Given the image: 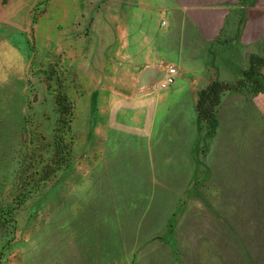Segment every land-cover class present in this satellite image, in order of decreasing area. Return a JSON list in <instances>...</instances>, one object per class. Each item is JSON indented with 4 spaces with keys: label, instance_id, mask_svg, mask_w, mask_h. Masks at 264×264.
I'll list each match as a JSON object with an SVG mask.
<instances>
[{
    "label": "rangeland",
    "instance_id": "374dc122",
    "mask_svg": "<svg viewBox=\"0 0 264 264\" xmlns=\"http://www.w3.org/2000/svg\"><path fill=\"white\" fill-rule=\"evenodd\" d=\"M80 3L0 0V264H264V65L208 125L215 76L143 91Z\"/></svg>",
    "mask_w": 264,
    "mask_h": 264
},
{
    "label": "crops",
    "instance_id": "0c3cea01",
    "mask_svg": "<svg viewBox=\"0 0 264 264\" xmlns=\"http://www.w3.org/2000/svg\"><path fill=\"white\" fill-rule=\"evenodd\" d=\"M91 1L80 0L77 15L90 16ZM98 8L103 47L117 49L113 72L139 85L161 80L168 65L178 70L174 84L233 83L250 56L264 59V8L254 0H100Z\"/></svg>",
    "mask_w": 264,
    "mask_h": 264
},
{
    "label": "trees",
    "instance_id": "16d2710c",
    "mask_svg": "<svg viewBox=\"0 0 264 264\" xmlns=\"http://www.w3.org/2000/svg\"><path fill=\"white\" fill-rule=\"evenodd\" d=\"M264 64V60L257 56H250L248 59L247 69L243 72L242 80L236 82L235 84H227L219 82L217 80L211 81L204 89H202L197 97V102L195 105V110L198 119L206 124H212L215 116V109L219 106L221 96L228 91L238 90L253 80L256 75V70ZM31 138V134H29ZM59 138V139H58ZM57 139L62 143L61 137ZM26 162L24 161L16 174L15 182L23 183L24 174H26ZM20 193L17 195V201L15 205H0V240H2L7 247L13 239V233L16 230V211L23 206L29 199L31 194H33L37 189L32 187L31 189H26L25 187H20ZM17 190V187H16ZM22 191V192H21Z\"/></svg>",
    "mask_w": 264,
    "mask_h": 264
},
{
    "label": "built area",
    "instance_id": "2783aa9c",
    "mask_svg": "<svg viewBox=\"0 0 264 264\" xmlns=\"http://www.w3.org/2000/svg\"><path fill=\"white\" fill-rule=\"evenodd\" d=\"M177 75L178 70L176 69V67L168 65L165 67L163 78L160 81L147 86L143 89V91L148 93L165 91L174 85Z\"/></svg>",
    "mask_w": 264,
    "mask_h": 264
}]
</instances>
